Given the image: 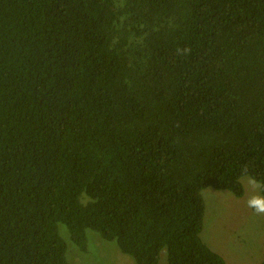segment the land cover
Wrapping results in <instances>:
<instances>
[{
	"label": "trees",
	"instance_id": "1",
	"mask_svg": "<svg viewBox=\"0 0 264 264\" xmlns=\"http://www.w3.org/2000/svg\"><path fill=\"white\" fill-rule=\"evenodd\" d=\"M245 173L264 194V0H0V264H71L59 223L227 264L202 192Z\"/></svg>",
	"mask_w": 264,
	"mask_h": 264
},
{
	"label": "rangeland",
	"instance_id": "2",
	"mask_svg": "<svg viewBox=\"0 0 264 264\" xmlns=\"http://www.w3.org/2000/svg\"><path fill=\"white\" fill-rule=\"evenodd\" d=\"M247 176L240 178L244 188L241 196L211 186L202 192L205 213L200 236L227 264H260L264 258V214L257 215L246 203L250 196L264 194L260 188L249 186ZM62 228L66 229L67 236ZM59 229L68 245L66 256L71 264L135 263L131 256L119 250L115 242L104 240L90 229L86 230L88 240L83 249L74 244L64 224L59 223ZM157 264H166L164 250Z\"/></svg>",
	"mask_w": 264,
	"mask_h": 264
},
{
	"label": "clouds",
	"instance_id": "3",
	"mask_svg": "<svg viewBox=\"0 0 264 264\" xmlns=\"http://www.w3.org/2000/svg\"><path fill=\"white\" fill-rule=\"evenodd\" d=\"M247 176V174L245 173ZM247 182L252 188H261L260 181L254 176H247ZM247 207L252 209L257 215L264 214V195H252L247 199Z\"/></svg>",
	"mask_w": 264,
	"mask_h": 264
}]
</instances>
